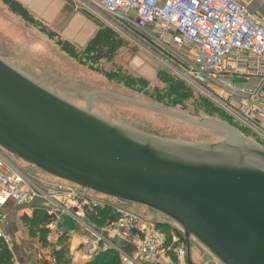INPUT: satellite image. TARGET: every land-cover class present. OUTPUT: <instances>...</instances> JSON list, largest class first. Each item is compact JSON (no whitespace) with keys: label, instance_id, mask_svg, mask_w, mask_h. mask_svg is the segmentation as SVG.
Wrapping results in <instances>:
<instances>
[{"label":"water","instance_id":"1","mask_svg":"<svg viewBox=\"0 0 264 264\" xmlns=\"http://www.w3.org/2000/svg\"><path fill=\"white\" fill-rule=\"evenodd\" d=\"M228 129L236 142L156 140L75 107L0 60V150L156 212L181 229L188 264L189 239L220 264H264V147Z\"/></svg>","mask_w":264,"mask_h":264},{"label":"built area","instance_id":"2","mask_svg":"<svg viewBox=\"0 0 264 264\" xmlns=\"http://www.w3.org/2000/svg\"><path fill=\"white\" fill-rule=\"evenodd\" d=\"M81 1L131 40L151 48L129 29L175 50L174 69L185 80L206 83L201 89L210 96L211 87L223 89L228 111L264 137V0ZM64 183H35L0 150V243L9 252L2 210L31 206L46 218L40 233L26 237L33 264H188L186 240L172 222L148 223L118 200Z\"/></svg>","mask_w":264,"mask_h":264},{"label":"rangeland","instance_id":"3","mask_svg":"<svg viewBox=\"0 0 264 264\" xmlns=\"http://www.w3.org/2000/svg\"><path fill=\"white\" fill-rule=\"evenodd\" d=\"M5 1L7 3L0 0V60L75 107L89 109L105 121L156 140L186 145L234 143L236 138L228 129L231 128L264 146L259 136L254 137L228 111L223 101L227 94L223 89H209V85L210 96L201 89L208 86L206 83L201 87L192 85L174 69L175 64L179 65L173 55L175 50H163L129 29L154 50L131 40L79 0H41L39 5L44 6L46 15L57 17L51 22L31 14L18 0ZM69 18L85 25L81 35L69 29L59 30ZM164 57L172 63H166ZM7 156L35 183L49 188L65 185ZM113 203L148 223L166 221L144 207L121 201ZM22 223L26 226V229L23 227L26 236L33 237L42 231L41 223ZM63 226L68 230L72 223L65 219ZM25 242L28 245L26 239ZM13 243L10 264L16 258ZM189 248L196 264H220L194 240L189 239Z\"/></svg>","mask_w":264,"mask_h":264},{"label":"crops","instance_id":"4","mask_svg":"<svg viewBox=\"0 0 264 264\" xmlns=\"http://www.w3.org/2000/svg\"><path fill=\"white\" fill-rule=\"evenodd\" d=\"M44 1H48V0H44ZM41 2H42L41 0H18V3L22 5V7L26 8L31 14H35L48 22L56 20L57 17L49 18L46 15L44 6L39 5V3ZM251 8L255 9L257 7L256 5L252 4ZM84 26L85 25H81L77 21L74 22L73 20H71V18H69L68 20L63 21V23L59 27V30L69 29L75 33L78 32V34L81 35V33L84 30ZM89 35L90 34H88L87 36L89 37ZM250 83L252 84L253 82ZM262 109L264 110V106L262 107ZM262 124H264V119L262 120ZM252 139L257 140L259 138H253L252 136ZM260 141L261 144L264 143V139L263 140L260 139ZM2 213L5 215V220L3 221L1 227L7 234H9L12 242H14L13 255L14 257H16L15 258L16 264H33L31 262L32 254H31L30 246H28L29 244L27 245L25 242L27 236L26 233H24L25 232L24 228L26 229V227L23 226L22 218L23 216H26L28 217V219H31L35 211H33V208L31 206H27L26 208L7 207L2 210Z\"/></svg>","mask_w":264,"mask_h":264},{"label":"trees","instance_id":"5","mask_svg":"<svg viewBox=\"0 0 264 264\" xmlns=\"http://www.w3.org/2000/svg\"><path fill=\"white\" fill-rule=\"evenodd\" d=\"M3 1L4 3H7L5 0ZM178 86L180 88L183 87V85H178ZM22 220L25 222V224L31 223L33 225L35 223L43 224L46 221V218L43 216V213L35 212L31 219L22 218ZM10 258H11L10 252L6 249V247H4V245H2V243H0V264H10L11 262ZM102 259H105V258H102ZM111 264H112V261H111Z\"/></svg>","mask_w":264,"mask_h":264},{"label":"flooded vegetation","instance_id":"6","mask_svg":"<svg viewBox=\"0 0 264 264\" xmlns=\"http://www.w3.org/2000/svg\"><path fill=\"white\" fill-rule=\"evenodd\" d=\"M186 256H187V248H186ZM190 256H191V251H190ZM191 259H193L192 256H191ZM192 261L194 262V264L197 263V261L195 259H193Z\"/></svg>","mask_w":264,"mask_h":264}]
</instances>
